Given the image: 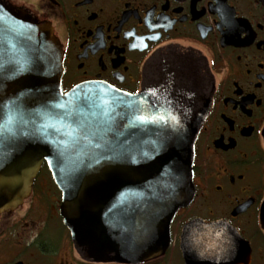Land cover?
I'll use <instances>...</instances> for the list:
<instances>
[{
	"label": "water",
	"instance_id": "water-1",
	"mask_svg": "<svg viewBox=\"0 0 264 264\" xmlns=\"http://www.w3.org/2000/svg\"><path fill=\"white\" fill-rule=\"evenodd\" d=\"M195 64L168 52L145 64L137 94L96 82L62 93L52 28L0 0V213L29 196L45 162L82 258L140 263L162 255L171 220L193 197L194 141L210 106L212 83ZM181 240L186 264L249 255L220 221L193 219Z\"/></svg>",
	"mask_w": 264,
	"mask_h": 264
},
{
	"label": "flooded vegetation",
	"instance_id": "flooded-vegetation-1",
	"mask_svg": "<svg viewBox=\"0 0 264 264\" xmlns=\"http://www.w3.org/2000/svg\"><path fill=\"white\" fill-rule=\"evenodd\" d=\"M48 24L62 51V93L96 82L137 94L154 56L192 57L212 83L194 141L191 201L170 223L165 252L140 263L80 256L60 215L61 192L43 162L29 196L0 213V264H186L181 233L193 219L236 230L264 264V0H2Z\"/></svg>",
	"mask_w": 264,
	"mask_h": 264
},
{
	"label": "snow or ice",
	"instance_id": "snow-or-ice-1",
	"mask_svg": "<svg viewBox=\"0 0 264 264\" xmlns=\"http://www.w3.org/2000/svg\"><path fill=\"white\" fill-rule=\"evenodd\" d=\"M141 120H143V119H145V117H143V116H141V117H139Z\"/></svg>",
	"mask_w": 264,
	"mask_h": 264
}]
</instances>
